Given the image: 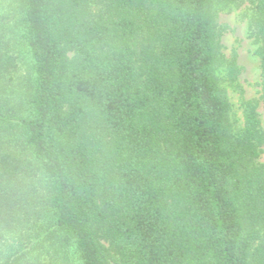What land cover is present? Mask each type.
<instances>
[{
    "label": "trees",
    "instance_id": "16d2710c",
    "mask_svg": "<svg viewBox=\"0 0 264 264\" xmlns=\"http://www.w3.org/2000/svg\"><path fill=\"white\" fill-rule=\"evenodd\" d=\"M222 1L252 6L264 104V0L0 4V264H48L49 224L58 264H264L260 101L236 134Z\"/></svg>",
    "mask_w": 264,
    "mask_h": 264
},
{
    "label": "rangeland",
    "instance_id": "374dc122",
    "mask_svg": "<svg viewBox=\"0 0 264 264\" xmlns=\"http://www.w3.org/2000/svg\"><path fill=\"white\" fill-rule=\"evenodd\" d=\"M11 0H0V4L9 6ZM104 0H92V10L94 14H99L104 10ZM216 14L218 18V24L222 30V53L227 61H230L235 55L238 58V64L242 68V72L238 78V81L231 85L227 78V72L224 67L217 70V75L222 81L223 88L226 91L227 98L231 104L230 122L236 134H239L244 129V106L243 100L247 101H260L259 115L262 120L264 130V104L261 101L262 87H261V61L257 56V50L259 44L256 38L253 36L250 29L251 19L253 16V9L249 3H245L241 6L227 5L225 2H217ZM28 62L22 58L20 63V70L15 76L13 84L14 93L16 97H20L25 90V78L28 76ZM264 151V147H263ZM259 162L264 164V152L259 159ZM42 185H37L39 194H44L41 189ZM50 220V217H49ZM42 223L47 222L46 218H41ZM45 236H48L50 240H46L45 249L40 250L38 255L41 261L45 263L58 264V251L57 245L52 246L53 240L50 235L54 228L50 229V224L45 226ZM109 248L110 245L105 243ZM63 257V256H62ZM63 262V260H62ZM114 264V263H113Z\"/></svg>",
    "mask_w": 264,
    "mask_h": 264
}]
</instances>
